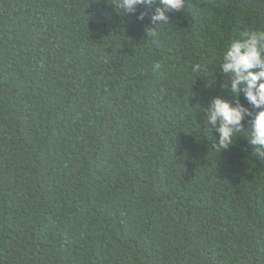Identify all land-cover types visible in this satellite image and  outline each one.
I'll return each mask as SVG.
<instances>
[{
    "label": "trees",
    "instance_id": "obj_1",
    "mask_svg": "<svg viewBox=\"0 0 264 264\" xmlns=\"http://www.w3.org/2000/svg\"><path fill=\"white\" fill-rule=\"evenodd\" d=\"M115 5L0 0V264H264V156L202 111L264 0H185L149 37L155 5Z\"/></svg>",
    "mask_w": 264,
    "mask_h": 264
},
{
    "label": "clouds",
    "instance_id": "obj_2",
    "mask_svg": "<svg viewBox=\"0 0 264 264\" xmlns=\"http://www.w3.org/2000/svg\"><path fill=\"white\" fill-rule=\"evenodd\" d=\"M154 5L151 24L155 27L145 30L147 37L154 34L159 26L169 24L170 13L183 10L185 0H116L115 9L134 14L142 22L148 12L139 9L142 6L150 9ZM200 68L197 64L194 70L198 72ZM219 73L223 77L225 93L232 99L221 95L207 104L202 110L204 124L211 126L222 150L229 148L236 133L247 131L248 142L255 153L264 156V30L246 32L226 45ZM205 87L211 88L212 83ZM241 97L247 104L241 102Z\"/></svg>",
    "mask_w": 264,
    "mask_h": 264
}]
</instances>
